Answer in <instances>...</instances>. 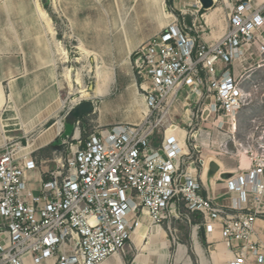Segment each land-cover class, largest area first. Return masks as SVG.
Here are the masks:
<instances>
[{
    "label": "built area",
    "instance_id": "built-area-1",
    "mask_svg": "<svg viewBox=\"0 0 264 264\" xmlns=\"http://www.w3.org/2000/svg\"><path fill=\"white\" fill-rule=\"evenodd\" d=\"M201 10L197 1L192 15ZM185 13H171L167 26L130 56L145 106L138 123L83 139L75 127L78 135L65 139L53 167L25 152L33 136L4 143L0 264H103L124 252L145 215L170 227L183 220L179 207L199 219L195 231L203 229L209 248L222 242L227 264H264L255 237L257 220L264 221V154L251 153L247 168L219 174L229 202L217 203L204 193L199 145L204 125H235L243 107L237 78L264 57V2L235 0L224 33L211 44L199 42L198 25H187ZM34 171L40 179L31 187Z\"/></svg>",
    "mask_w": 264,
    "mask_h": 264
},
{
    "label": "rangeland",
    "instance_id": "rangeland-1",
    "mask_svg": "<svg viewBox=\"0 0 264 264\" xmlns=\"http://www.w3.org/2000/svg\"><path fill=\"white\" fill-rule=\"evenodd\" d=\"M164 1L166 4L165 8L163 6V1L161 2L163 21L156 20V23L154 24L155 26L162 25V27L159 28L160 30L165 28L171 20V17H165L166 14L173 13L175 16H181V12L185 11V21L187 25H191L194 21H197V25L202 26L205 21L208 23V27L204 30L206 32L211 30L214 35H221V33H223V24H225L228 15L231 13L233 5L230 3L231 0H216L213 8L201 10L198 16H193L192 12L196 9V2L199 0ZM232 1L234 3V0ZM38 2L40 3L41 8L52 18L57 33V39L58 41H61L66 48L65 51L63 46L59 45V43H55L58 55L67 59V63L62 66L63 69L61 68L59 70L58 75V80L62 87L60 91L62 100H60L59 96H53L54 99L59 101V104L63 101L65 102L64 106L61 108L66 107L61 111L60 116H63L66 113L69 114L72 110H67L71 106V101L80 97V94L78 93L69 94L70 90L64 78L65 68L70 70L73 80L77 78L78 73L81 74L83 85L85 86V90H87L85 93H90L91 95L99 81L95 76V62L93 61L94 56L92 54L96 53L98 55L99 64L103 65L101 68L102 73L111 76V68L114 69V83L111 87L110 94L102 98H83L80 99L74 107L71 106L73 107V110H79L78 115L80 118H75L77 112H74L72 116L66 118L64 120V134L72 136L75 132V127H78L80 137L83 139L88 134L101 130L103 127L124 124L125 122L137 123L141 118V111L138 112L130 105L138 103L141 98L136 87L133 86L135 78L129 62L123 64L116 60L117 58H114V56H104L102 59L97 52L90 49L102 52L103 50L106 51L107 40L102 39V36L93 38L94 40H91L92 42L86 38L91 31L96 33L95 28H98L97 23L99 22V17L100 15H103V17L111 20L109 24L114 22L112 26L115 31L119 30V28L124 31V26L126 27L125 32H114V34L109 36L116 47L124 44V39L128 40L130 43H135L136 41L143 39L145 36L149 35L153 28V24H151V22L146 23V20H144L146 24L143 23V25H141L142 16L146 13V10L152 12V6L150 4L151 0H80L78 3L79 6H74L77 7V9L72 7L71 11H67L69 12V17L78 20V22L75 23L78 33L81 34L80 36L86 39L88 43L85 47L84 42L79 40L78 47L80 50H76L75 48V46H77L75 40H77L76 36L78 35L74 30L72 31V22L70 18H68V14L64 15L62 13L64 12V9H62L63 4L69 3V0H39ZM68 8H65V11ZM215 15L217 17H215ZM152 16L153 17L148 14L145 18L147 17L149 20H152L154 19V15L152 14ZM126 20L128 21L125 23ZM50 24L51 30L49 29V31L54 35L51 20ZM88 24L93 30L88 29ZM208 35L209 33L206 34V36ZM122 37H124V39ZM80 43L82 46L84 45L83 48L85 50L80 48ZM75 59H77V61H75ZM88 69H91V72H87ZM121 72H123L122 78ZM240 73L237 82L239 83L243 94V107L235 116V131L230 129L231 125L227 126V124L224 126L223 130H221L220 125H204L202 127V140L199 144L202 149H207V147H209L213 153H224L225 151L232 154H244L247 157H249L251 153L264 154V57H258L250 64V66H247L245 71ZM201 74H203V72H201ZM73 86L75 90L79 88L76 84H73ZM85 103H88L87 107L84 106ZM136 112L138 113L136 114ZM77 122L79 123V126L76 124ZM52 126L57 130V121ZM43 132H45V130ZM30 136H33V134L28 135V137ZM48 136V133L43 134L42 137H40L38 144H41V142L44 141V138ZM205 136L210 139L208 145L203 144L206 142ZM17 141H19V139L16 140V142ZM34 147L35 146L33 145L32 148ZM248 162L249 161H247V165ZM219 203H223V201H220ZM146 225L149 226V223ZM161 228L164 232L161 231V233H158V236L151 233V236L148 238L147 244L145 245L146 247H142L144 250L148 249L147 251H149V254H152V259H154L153 254H159V252L162 251L165 255L167 254V250L168 252L170 250V253H173L177 247L174 241L179 240V243L186 245L192 264H202L200 257L195 252L194 244H192L193 242L191 241L192 232L190 226L185 220H179L173 223L170 227L164 223ZM159 235L163 237L159 238ZM142 240L143 238L138 239V245ZM197 241L202 249V254L206 261L205 264H209L211 253L212 258L214 259L216 253H221L222 251L223 247L221 242L214 244L210 249L209 245L202 239L200 232L197 233ZM148 258L151 259L149 255ZM174 262L175 261L171 256L170 264H174ZM26 264H30L29 260H27Z\"/></svg>",
    "mask_w": 264,
    "mask_h": 264
},
{
    "label": "crops",
    "instance_id": "crops-1",
    "mask_svg": "<svg viewBox=\"0 0 264 264\" xmlns=\"http://www.w3.org/2000/svg\"><path fill=\"white\" fill-rule=\"evenodd\" d=\"M79 1L80 0H69V3H64L62 7V9H64V12L62 13L64 15L68 14V18H70L72 22V31L74 30V32L78 35L76 36L77 40H75L77 43V46H75L76 50L79 49V40H82L86 47L88 44L86 39L91 41L94 40L93 38L102 36V39L107 40L106 51L103 50L102 52L95 49L90 50L97 52L102 59L104 56H114V58H117L116 60L119 62H122L123 64L129 62L130 64L129 60L132 52H134L140 45L152 36L161 31L159 28L162 27V25L155 26L154 24L156 23V20L163 21L161 2L163 1L164 8L166 4L164 0H151L150 4L152 6V12L146 10V13L142 16L141 25H143V23H145L144 20H146V23L151 22V24H153V28L149 35L145 36L143 39L136 41L135 43H130L122 37L124 39V44L116 47L113 40L110 39L109 36L114 34V32H125L126 27L124 26V31L120 30V28L115 31L112 26L114 22L109 24L111 20L103 17V15H100L98 20L99 22L97 23L99 30L98 28H95L96 33L91 31L87 38L84 39L80 36L81 34L78 33L76 28L75 23L78 22V20L69 17V12H67L71 11L72 7L77 9V7L74 6L78 5ZM65 8L68 9L65 11ZM43 11L47 13L45 10ZM148 14L151 17H153V14L154 19L149 20L147 17L145 18ZM47 15L52 22L54 35H52L49 31V29L51 30V25H48L40 14V10L36 5V0H0V127L2 125L7 127L4 131L0 128V153L4 143L7 141L15 140L16 142V140L21 139L23 136L33 134V138L30 141L32 142L35 140V147L26 149L25 152L33 154V158L35 159L37 165L53 167L54 164L52 162V158L55 154L63 152L66 147L63 143L65 139L69 137L68 134H64V120L68 114L66 113L63 116H60L61 111L66 106L61 108V103L59 104V101L53 97L56 95L59 96L60 100H62L60 95L62 87L58 80V75L59 70L67 63V59H64L57 53L55 43H59V45L63 46L65 51L66 48L61 41H58L52 18L48 13ZM215 17L217 16L215 15ZM128 20H126L125 23ZM206 23L207 22L204 21V25L198 26L197 28H199V30L197 29L196 31L199 34L200 43L203 42L211 44L214 40L219 39V37L224 33L227 24L225 21V24H223V33H221V35H214L211 30L208 32L204 30L208 27V23ZM87 27L89 30H93L89 24ZM207 33H209L208 36H206ZM75 61H77V59H75ZM121 73L122 78L123 72ZM133 86L135 87V83ZM140 98L141 99L138 103L131 104L130 106L138 112L141 111L142 118L145 106L141 95ZM74 106L75 105H73V107ZM73 107H71L70 110H72ZM67 111H69V109ZM138 112H136V114ZM58 119H60L62 123V128L59 132L52 126ZM125 124L136 123L125 122ZM44 130L45 132H43ZM47 133L49 136L44 138V141L41 142V144H38L40 137ZM3 136L5 137V140ZM159 143L160 139H156L154 142L156 146H158ZM204 143L207 144L208 142ZM202 153L204 156L211 157L209 159L210 168L208 169L206 175L202 176V180L205 185L204 188L206 190L204 193L207 192L210 196L213 194L217 203L223 201V203L228 204V194L226 193L224 182L219 179V174L225 171L234 172L235 170L238 171L245 168L243 166L244 161L241 159V155L228 152L213 153L209 147H207V149H203ZM246 158L249 161L247 156ZM217 160L219 163H217ZM212 163L217 168L215 171L211 170ZM29 175V185L31 187L37 186L40 179V173L34 171ZM176 209H178L179 213L183 215V220H185L190 226L191 232L193 233L195 227L199 224V219L197 217L186 218V212L182 208L179 207ZM187 219H189V221ZM144 220L145 217H143L142 222H144ZM143 224L144 227H142L140 234L145 232V224L147 223ZM154 232H156V230L152 228L151 233ZM198 232H200L202 239L204 240L203 229H197L196 233ZM255 237L258 238L264 246V221L261 219H258L256 222ZM135 238L136 237H134V235L131 237V242L126 246L122 254L114 255L108 258L103 264H170L171 256L175 261L174 264H192L186 245L179 243V240L174 241L177 247L173 253H170V250L168 252L166 249L167 254H169L165 255L162 249L160 250L162 252H159V254H153L154 259H152V254H149V251H147L148 249H142L143 246L146 247L145 245L147 244L148 238H143L139 245L137 242L138 240ZM148 255L151 259L148 258ZM210 258L209 264H215V261L212 258V253ZM224 264H227V261H225Z\"/></svg>",
    "mask_w": 264,
    "mask_h": 264
},
{
    "label": "bare ground",
    "instance_id": "bare-ground-1",
    "mask_svg": "<svg viewBox=\"0 0 264 264\" xmlns=\"http://www.w3.org/2000/svg\"><path fill=\"white\" fill-rule=\"evenodd\" d=\"M38 1L39 0H36V5H37L38 9L40 10V14L44 18V20L48 23V25H51L48 15L41 9ZM263 2H264V0H252L253 4H262ZM230 3L233 4V1L231 0ZM165 17H169L170 18L171 15L168 13V15L166 14ZM79 45H80V48L82 50H85L81 43ZM86 52H89V51H86ZM92 55L94 56L93 61L95 62V67H94L95 68V76L99 80L97 82L96 86H95V89H94L92 95L90 93H85V92H87V90H85V86L83 85V79L81 77V74L78 73L77 74V78L75 80H73L70 70L67 69V68H65V70H64V78H65L67 86H68V88L70 90L69 94L70 95L71 94H76V93L80 94V97L78 99H75V100L71 101L72 102L71 106L76 105L80 101V99H83V98H89V99H91V98H102V97L108 96L110 94V92H111V87H112V85L114 83V69L111 68V70H112L111 76L105 75L104 73H102V69L101 68L103 67V65L99 64L98 55L96 53H93ZM88 68H90V67H88ZM87 72H91V69H88ZM73 84H76L79 88H77L75 90ZM64 103H65L64 101L61 103V107L64 106ZM71 106L69 107V110L71 109ZM57 123H58V128H57L56 131L59 132L61 130V128H62V123H61L60 119L57 120ZM225 125H226V123L221 125L222 126V130L224 129ZM231 125L233 127H231L230 129H232V130L235 129V125H233V124H231ZM0 128H1L2 131H4V129H6L7 127L2 125ZM75 135L76 136L78 135V131L76 132ZM3 138L5 140L4 136H3ZM34 141L35 140H33L32 142L31 141H27L26 144H25L26 146H25L24 149L25 150L26 149H31L33 147V145H34ZM210 158L211 157H206L205 166H204V169H203V176L206 175L208 169L210 168V166H209V159ZM241 159L244 161L243 166L245 168H247L248 165H249V162H248V165H247V161L248 160H247V158H246V156L244 154L241 155ZM217 163H219V161H217ZM143 223H149V226L145 224L147 228L145 227V230H144L145 232H143V234H140V231H141L142 227H144ZM152 228H154L156 230V232H154V234L156 236H158V233H161V231L164 232L161 227L154 226V224H152V222H150L149 218L145 215V220H144V222H142V226L139 229H137L136 232L133 235H134V237L137 236L135 238L136 240H138L139 238H150L151 232H152ZM164 234H166V233H164ZM162 237L163 236L159 235V238H162ZM192 242L194 244V249H195L196 254L201 258V263L205 264L206 261H205V258L203 256V254H202V249L200 248L199 243L197 241V233H196L195 229H194V231L192 233ZM218 242H221V241H218ZM221 244H222V242H221ZM222 247L223 248H222L221 253H216V255L214 256L213 260L215 261L214 262L215 264H224V262L227 261L229 256H230L229 251L223 246V244H222ZM217 251H218V249H217ZM137 260H138V258H137ZM118 263H119V261H118ZM30 264H33V263L30 262Z\"/></svg>",
    "mask_w": 264,
    "mask_h": 264
},
{
    "label": "water",
    "instance_id": "water-1",
    "mask_svg": "<svg viewBox=\"0 0 264 264\" xmlns=\"http://www.w3.org/2000/svg\"><path fill=\"white\" fill-rule=\"evenodd\" d=\"M199 2H200L201 6H202V8H203L204 10L211 9V8L214 6V2H213V0H199ZM84 106L87 107V106H88V103H85ZM78 111H79V110H75V109L73 110V109H72V111L66 116V118L72 116L74 112H77V115L75 116V118H76V119H77V118H80V116L78 115ZM66 118H65V119H66ZM216 169H217L216 166L212 164V166H211V170H212V171H215ZM228 176H229L228 174H225V175H223V178H227Z\"/></svg>",
    "mask_w": 264,
    "mask_h": 264
}]
</instances>
